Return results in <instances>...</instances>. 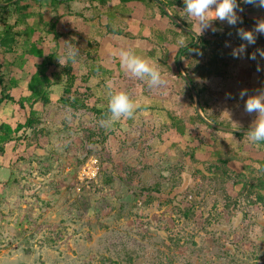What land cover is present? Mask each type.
Masks as SVG:
<instances>
[{
    "label": "rangeland",
    "instance_id": "obj_1",
    "mask_svg": "<svg viewBox=\"0 0 264 264\" xmlns=\"http://www.w3.org/2000/svg\"><path fill=\"white\" fill-rule=\"evenodd\" d=\"M237 2L247 14L264 17V8ZM86 4L78 1L75 7ZM107 24L129 29L136 38L150 35L115 4L105 15L95 16L90 34L76 39L78 46L88 51L89 43L100 42ZM76 41L72 44L77 47ZM226 44L232 52L239 47L236 40ZM256 45H249L251 54L264 49V42L260 48ZM127 46L159 66L140 40ZM108 49L120 61L118 48ZM232 60L228 78L247 77L249 96L264 91V58L259 53L253 63L246 52ZM98 65L130 94L137 105L134 116L128 126L114 128L112 148L102 140L94 143L100 123L93 114L62 105L46 108L29 132L38 137L39 147L11 170L0 159V264H264V227L259 225L264 199H259L252 172L233 173L217 156L191 164L184 147L169 150L156 138L170 123L169 111L185 115L190 107L180 79L161 71L165 83L150 87L146 80L125 75L126 69L113 60ZM107 78L94 76L89 82L101 99L110 94ZM193 79L196 89L205 86L199 98L209 113L237 127L252 126L257 119L256 113L245 111L248 96H226L221 79ZM54 83L53 91L62 94L65 81L59 72ZM11 111L6 107L7 115ZM227 146L241 156L242 148ZM91 159L98 161L99 175L81 180V170ZM142 189L160 194L145 197Z\"/></svg>",
    "mask_w": 264,
    "mask_h": 264
},
{
    "label": "trees",
    "instance_id": "obj_2",
    "mask_svg": "<svg viewBox=\"0 0 264 264\" xmlns=\"http://www.w3.org/2000/svg\"><path fill=\"white\" fill-rule=\"evenodd\" d=\"M12 1L0 0V3L8 4L0 7V159L4 168L11 170L15 164L27 158L32 148L39 147L38 137L29 135V132L38 124L48 106L62 105L73 112L93 114L100 123L98 131L93 133V136H97L94 143L98 145L102 140V143H110L108 145L113 148L117 138L114 128L128 126L131 118H121L119 123L107 128L101 126V121L110 116V95L106 99L97 97L89 82L94 76L107 75L105 84L110 93L124 91L112 81L115 77L111 72L98 64L113 60L121 66L120 61L109 51V45L115 46L120 52L121 49L128 50L127 44H135L140 40L148 57L158 60L160 71L180 79L188 89L191 101L185 115L175 110L168 112L170 123L158 130L156 138L169 150L184 147L189 151L188 159L191 164L204 163L217 156V162L233 173L239 175L242 171L249 170L257 180L255 188L259 192V199H264V141H260L261 148L249 149L247 159L230 151L231 148L216 136L227 133L209 127L197 115L190 88L179 69L181 57L183 68L194 86L193 77L204 82L221 79L225 83L226 96L240 97L243 90L250 93L247 77L230 79L226 76L232 66L233 56L225 45L231 40H236L239 46L247 44L239 38L238 29L251 31L257 21L264 17H254L244 10L238 11L242 23L230 26L216 20L211 23V27L200 32L198 22L185 12L184 0H160L186 28L197 33L199 42L195 45V38L177 25L155 0H19L14 4ZM78 1H85L87 4L77 10L75 3ZM115 4L129 10L130 19L147 28L149 37L136 38L129 29L107 24L103 39L89 43V50L83 51L76 39L87 37L95 16L105 15ZM75 41L79 55L73 61L67 59L69 45L66 42ZM256 42V46L260 48L264 42V34H257ZM248 47L249 45L246 54L250 57L251 50ZM252 68L254 69L251 71L255 70L254 65ZM58 72L65 81L62 94L53 91ZM125 75L131 74L126 70ZM204 88L205 86L202 90L197 89L199 97ZM144 93L150 95L147 89ZM201 106L206 117L216 124L243 129L251 126H232L223 116L209 113L202 103ZM6 107L11 108L10 115L6 114ZM198 126H204L206 131H200ZM121 132L119 129L118 135L120 133L121 136ZM228 135L239 141L245 138L242 134ZM202 148L205 149L203 153L199 152ZM251 163H257L260 168H251ZM153 193L160 194L155 189H142L141 192L145 197Z\"/></svg>",
    "mask_w": 264,
    "mask_h": 264
},
{
    "label": "clouds",
    "instance_id": "obj_3",
    "mask_svg": "<svg viewBox=\"0 0 264 264\" xmlns=\"http://www.w3.org/2000/svg\"><path fill=\"white\" fill-rule=\"evenodd\" d=\"M243 3L264 8V0H243ZM184 4L185 12L190 18H194L198 22L201 31L211 27V22L216 20L227 21L230 26H235L238 22L242 23L238 10L243 12V8L240 7L237 0H184ZM213 31H216V29H213ZM237 34L247 44H241L238 48L233 49L231 54L234 58H240L246 52L247 45L256 44L257 34H264V19L258 20L253 30L245 31L240 28ZM66 43L69 45L67 59L75 61V58L79 55V49L70 42ZM228 46L230 45L226 44V47ZM257 53H259L261 58H264V49H257L256 52L251 54L249 59L255 60ZM119 58L121 66L128 73L140 80H146L150 87H160L165 83L160 69L148 58L138 56L124 49L120 50ZM260 70L258 66L257 71ZM109 95L108 108L110 116L106 120L101 121V126L106 128L121 118H132L137 106L126 91H116ZM245 96H248L245 101V111L248 114H257V119L250 130L245 133V136L252 142L264 141V91L251 96L248 95L247 90L241 91L240 98L244 99Z\"/></svg>",
    "mask_w": 264,
    "mask_h": 264
},
{
    "label": "water",
    "instance_id": "obj_4",
    "mask_svg": "<svg viewBox=\"0 0 264 264\" xmlns=\"http://www.w3.org/2000/svg\"><path fill=\"white\" fill-rule=\"evenodd\" d=\"M19 0H13L12 4L18 2ZM156 3L161 6L164 11L171 17V19L177 24L179 25L182 29H184L185 32L191 34L194 38H195V45L199 42V36L197 35L196 32H194L193 30L186 28L183 25V22L181 20H179L178 18H176L173 13H171V11L169 10V8L164 5L160 0H155ZM8 5L7 3H0V7H4ZM179 69L182 75V78L184 79V81L186 82V84L188 85V87L190 88L191 94L193 96L194 99V105H195V109L197 112V115L206 123V125H208L209 127L227 133V134H242L245 135V133L247 131H249L250 129H237V128H231V127H225L219 124H216L212 121H210L206 115L204 114L203 108L201 106V102H200V98H199V94L198 91L196 89V87L194 86L192 80L190 79V77L185 73L183 66H182V62H181V57L179 58ZM259 225L264 227V221H259ZM264 241V238L262 239Z\"/></svg>",
    "mask_w": 264,
    "mask_h": 264
},
{
    "label": "crops",
    "instance_id": "obj_5",
    "mask_svg": "<svg viewBox=\"0 0 264 264\" xmlns=\"http://www.w3.org/2000/svg\"><path fill=\"white\" fill-rule=\"evenodd\" d=\"M121 9L126 12L127 14L130 15V11L125 9L124 7L121 6ZM144 30L146 32H148V35L150 34V32L148 31V29L144 28ZM145 36V35H144ZM146 37V36H145ZM111 52V51H110ZM217 137L219 138H223V140H219L220 142H223L225 144H229L235 148L239 147V148H242L241 152H238L241 156H239L238 154H236L238 157L240 158H243V159H247L250 155V152H249V149L250 148H253V149H259L261 148V144L260 142H251L249 141L248 139H243L241 141L237 140L236 138L234 137H226V136H223L222 135H217ZM230 140V141H229ZM233 143L239 145H232ZM243 145V146H242ZM242 153V154H241ZM251 168L253 169H256L258 170L260 168V165H258L257 163H251L250 164Z\"/></svg>",
    "mask_w": 264,
    "mask_h": 264
},
{
    "label": "built area",
    "instance_id": "obj_6",
    "mask_svg": "<svg viewBox=\"0 0 264 264\" xmlns=\"http://www.w3.org/2000/svg\"><path fill=\"white\" fill-rule=\"evenodd\" d=\"M99 175L98 161L91 159L81 170V180H92Z\"/></svg>",
    "mask_w": 264,
    "mask_h": 264
}]
</instances>
